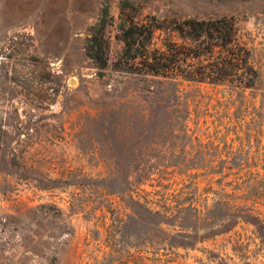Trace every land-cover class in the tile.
I'll use <instances>...</instances> for the list:
<instances>
[{
	"label": "rangeland",
	"instance_id": "obj_1",
	"mask_svg": "<svg viewBox=\"0 0 264 264\" xmlns=\"http://www.w3.org/2000/svg\"><path fill=\"white\" fill-rule=\"evenodd\" d=\"M123 9L234 16L258 84L99 68ZM0 264H264V0H0Z\"/></svg>",
	"mask_w": 264,
	"mask_h": 264
},
{
	"label": "trees",
	"instance_id": "obj_2",
	"mask_svg": "<svg viewBox=\"0 0 264 264\" xmlns=\"http://www.w3.org/2000/svg\"><path fill=\"white\" fill-rule=\"evenodd\" d=\"M105 11L85 43L87 55L101 69L111 62L118 69L140 75H160L197 82L254 88L260 73L252 49L241 40L234 16L143 19L121 11L117 38L122 50L111 59L112 34Z\"/></svg>",
	"mask_w": 264,
	"mask_h": 264
}]
</instances>
